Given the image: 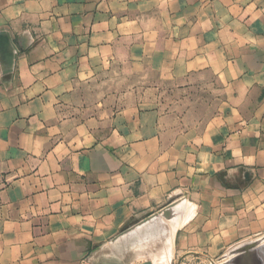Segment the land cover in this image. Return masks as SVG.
I'll list each match as a JSON object with an SVG mask.
<instances>
[{"label": "crops", "instance_id": "obj_1", "mask_svg": "<svg viewBox=\"0 0 264 264\" xmlns=\"http://www.w3.org/2000/svg\"><path fill=\"white\" fill-rule=\"evenodd\" d=\"M0 34V264L264 236V0H0Z\"/></svg>", "mask_w": 264, "mask_h": 264}, {"label": "rangeland", "instance_id": "obj_2", "mask_svg": "<svg viewBox=\"0 0 264 264\" xmlns=\"http://www.w3.org/2000/svg\"><path fill=\"white\" fill-rule=\"evenodd\" d=\"M262 237L259 239V244L256 247L257 248L256 249V253H258L257 254L258 256H260L259 254H263L264 253V236H262ZM148 239L143 238V241L145 242ZM159 244L160 245L158 247H156V248L154 247L153 249H151V248L146 249L144 247V249H142L143 252H140V250L139 251H136V250L133 251V249H130L131 252H129L127 254V256H128V258H132V257H136L137 258V257H139V255H141L143 253L141 257H146V256L147 257H151L152 259L155 260V262H154L155 264H163V263H159L157 261L159 255H160V253L162 252V249H163V245H161V243H159ZM233 249L234 248L226 250L225 252H223L222 254L218 255L217 257L205 259L204 261H202L201 264H221V263H223L225 261H228L229 259H231L234 256L233 252H232ZM256 253H255V255H256ZM259 258L257 259L258 260L257 263L258 264H264V259H262V261H261V259H259ZM171 264H177V263H176V261L172 260ZM184 264H191V263L187 262V263H184Z\"/></svg>", "mask_w": 264, "mask_h": 264}, {"label": "water", "instance_id": "obj_3", "mask_svg": "<svg viewBox=\"0 0 264 264\" xmlns=\"http://www.w3.org/2000/svg\"><path fill=\"white\" fill-rule=\"evenodd\" d=\"M1 35L2 34H0V36ZM258 244H259V240L258 241L246 242V243L238 246L237 248H234L233 251H232L233 255L236 254V252L246 251L248 253V256L250 257V254L252 253L253 256L256 257L255 258L256 259V261H255L256 264H258L257 263V261H258L257 259L259 258V256L257 255L258 253H256V249H257L256 247L258 246ZM255 253H256V255H255ZM249 257H248V259H249ZM248 259H247L246 262H242L239 259L235 258L234 260H232V262H233L232 264H250ZM261 261H262V259H261ZM137 264H154V262L152 260H145V261L137 263Z\"/></svg>", "mask_w": 264, "mask_h": 264}, {"label": "bare ground", "instance_id": "obj_4", "mask_svg": "<svg viewBox=\"0 0 264 264\" xmlns=\"http://www.w3.org/2000/svg\"><path fill=\"white\" fill-rule=\"evenodd\" d=\"M236 253H237V252H236ZM239 253H241V252H239ZM237 254H238V253H237ZM235 255H236V254H235ZM246 255L248 256L247 253H246ZM246 255H244V256H246ZM260 255H261V254H260ZM262 256H263V255H262ZM262 256H259V257H262ZM248 257H249V256H248ZM250 257H251V256H250ZM250 257H249V258H250ZM241 258H242V257H241ZM243 258H244V257H243ZM246 259H248V258H246ZM246 259H243V260H245V262H246ZM262 259H264V257H262ZM240 260H241V259H240ZM251 260H252V258L248 259V261H250V262H251ZM253 260H254V259H253ZM252 262H254V261H252ZM252 262H251V263H252ZM225 263H226V262H225ZM225 263H223V264H225ZM251 263H250V264H251ZM255 263H256V262H255Z\"/></svg>", "mask_w": 264, "mask_h": 264}]
</instances>
